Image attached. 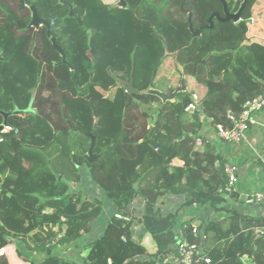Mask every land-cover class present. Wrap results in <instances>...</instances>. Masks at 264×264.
I'll list each match as a JSON object with an SVG mask.
<instances>
[{
	"label": "trees",
	"instance_id": "16d2710c",
	"mask_svg": "<svg viewBox=\"0 0 264 264\" xmlns=\"http://www.w3.org/2000/svg\"><path fill=\"white\" fill-rule=\"evenodd\" d=\"M64 1L30 0L49 23L35 28L24 0H0V124L5 113L16 129L0 142V264L13 253L34 264L10 250L13 239L43 253L40 264H163L176 238L209 259L199 264H264V213L228 207L237 194L225 191L228 162L209 137L224 141L216 125L264 95L261 0H225L232 13L245 2L241 19L214 18L212 28L204 26L223 14L220 0ZM182 77L173 101L139 93L170 94ZM130 80L138 92L128 99ZM192 94L197 107L186 111ZM87 185L102 195L88 197ZM166 196L179 204L162 213ZM56 245H73L76 257H60Z\"/></svg>",
	"mask_w": 264,
	"mask_h": 264
},
{
	"label": "built area",
	"instance_id": "2783aa9c",
	"mask_svg": "<svg viewBox=\"0 0 264 264\" xmlns=\"http://www.w3.org/2000/svg\"><path fill=\"white\" fill-rule=\"evenodd\" d=\"M197 107V96L192 94V101L185 107L186 111H192ZM264 108V95H258L247 101L242 110L238 114L232 112L227 113L229 126L224 127L222 124L216 125V132L219 137L228 143H235L245 138V134L251 125L256 122L257 114ZM14 131L11 125L0 124V142L2 141V133ZM200 140L197 144H200ZM227 175V185L225 191L231 193L234 190L237 181L238 167L235 164L227 163L225 166ZM245 202L250 205H259L264 202V192H255L245 197ZM119 219L127 221L129 218L125 215H116ZM192 233L196 236V226L192 227ZM4 255V251L0 250V256ZM203 259L209 262L208 258H204L199 254L198 247L195 243H189L186 239L176 238L173 249L163 258V264H199ZM245 260V258H243ZM246 264V263H245Z\"/></svg>",
	"mask_w": 264,
	"mask_h": 264
},
{
	"label": "crops",
	"instance_id": "0c3cea01",
	"mask_svg": "<svg viewBox=\"0 0 264 264\" xmlns=\"http://www.w3.org/2000/svg\"><path fill=\"white\" fill-rule=\"evenodd\" d=\"M216 141L221 154L226 157L229 164L238 167L237 181L234 191L237 199L230 201L228 207L237 209L240 213L263 214L264 202L253 206L245 205V197L251 193L264 192V108L257 114L256 122L251 125L245 138L235 143H228L209 136ZM174 199L166 203L172 204Z\"/></svg>",
	"mask_w": 264,
	"mask_h": 264
},
{
	"label": "rangeland",
	"instance_id": "374dc122",
	"mask_svg": "<svg viewBox=\"0 0 264 264\" xmlns=\"http://www.w3.org/2000/svg\"><path fill=\"white\" fill-rule=\"evenodd\" d=\"M105 3L107 4H114L116 3L118 0H103ZM259 8L261 9V12H259L258 14L260 15V17L262 15H264V0H261ZM158 103L152 104V105H142L141 108L143 110H148L150 112H153V110L157 107ZM31 162H27V166H29ZM83 192L86 193V195L90 198L94 197V196H101L102 193L98 190H96L93 186L87 185L83 187ZM174 199V202L170 205H168L167 200L168 199ZM164 199V204H167V206H163L162 209V213H166L168 211H174L179 204V199L177 196L172 197V196H166L163 198ZM107 209V206L104 207V210ZM143 211L142 209V203L138 202L136 203V206L134 208V212L136 215H139L141 212ZM196 212H201L204 213V211H201L199 209H195ZM185 211L182 210L181 211V216H187L188 214L184 213ZM103 215H105L104 219L106 220V218L109 216V212L105 211L103 212ZM101 224H104L105 222H100ZM194 226H197V223L194 224ZM102 226H95V232L91 235V236H87L84 239V242L89 241L94 239L96 236H98V232H100ZM143 231V227L141 224H139L138 222L134 221L133 223V235L136 236L138 233ZM13 245H11L12 247L10 248V250H12V252H14L15 248H18L20 253L26 257L27 259H29V261L33 262L34 264H40V262L42 261L44 254L43 253H36V252H32L30 250H28V247H26L23 243H21L20 241H18V239H13ZM16 246V247H15ZM53 251L54 253H56L57 255H59L60 257L64 258V259H68L71 260L73 258L76 257L77 254V249L73 246V245H65V246H59L56 245L53 247ZM11 253H7L8 256H10ZM13 261L11 262V264H30V262L24 261L23 257L18 254L15 255L13 253ZM15 262V263H14Z\"/></svg>",
	"mask_w": 264,
	"mask_h": 264
},
{
	"label": "water",
	"instance_id": "95a60500",
	"mask_svg": "<svg viewBox=\"0 0 264 264\" xmlns=\"http://www.w3.org/2000/svg\"><path fill=\"white\" fill-rule=\"evenodd\" d=\"M62 3H65L64 0H60ZM221 4H222V15L217 12L214 11L212 12L209 17H208V24L206 26H204V28H212L213 26V19L215 18L216 20L220 21V22H228V21H232L234 23L238 22L241 19V11L244 7L245 2H243L240 6V8L232 13L229 12L228 7H227V2L225 0H220ZM25 5H27L30 8L31 11V20H30V24L29 27H35L37 28L38 26L45 24L47 27L49 26V23L46 22L45 20H43L42 18L39 17L36 9L34 8L33 5L30 4V0H24ZM115 6H119V7H124L125 6V1L124 0H118L115 4ZM185 11L188 13V26L189 29L192 30L193 34L195 36L200 34L201 28H196L195 30L192 29V25L190 22V8H186ZM73 9L72 7H70V11L69 14L72 15ZM51 42L53 47L62 55V62L66 63V58L64 56V52L63 49L60 48L59 46H57L55 39L51 38ZM178 68L180 69V67L178 66ZM124 87L126 88V92H127V98L129 99V97L131 96V94L138 92L134 86H133V81L130 80L128 83H124L123 84ZM87 88V85H85L84 87L78 88L79 91H84ZM185 90V85L183 82V77H182V81H181V86L180 88L174 90L172 93L168 94L164 91L158 90L156 88L153 87H147L146 89L140 91L139 93H149V94H154L156 96H158L161 100V103H165L167 101H173L176 98V95L178 92L180 91H184ZM4 120L3 123L6 124V117L7 114L2 113ZM95 139L94 137L91 138V143L88 149V153H87V159L88 161H92L93 160V147H94V142Z\"/></svg>",
	"mask_w": 264,
	"mask_h": 264
}]
</instances>
